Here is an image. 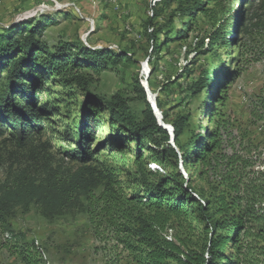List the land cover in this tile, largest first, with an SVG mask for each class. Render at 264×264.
<instances>
[{
	"label": "rangeland",
	"instance_id": "1",
	"mask_svg": "<svg viewBox=\"0 0 264 264\" xmlns=\"http://www.w3.org/2000/svg\"><path fill=\"white\" fill-rule=\"evenodd\" d=\"M261 2L238 0L224 5L231 9L233 20L228 31L234 33L228 45L218 42L216 49L209 53L208 46L212 34L219 29L222 12L212 20L195 11L186 18L185 22L191 24L187 30L182 24L183 18L177 16L179 9L165 0H0V32L25 22L40 25L43 33L36 40L47 47L49 54L62 50H72L74 54L81 50L111 51L130 58L117 65L108 63L106 70L86 65L79 71L73 70L72 78L78 76V81L73 83L48 75L37 64L35 76L41 80L32 84V92L37 106H45L47 112L40 114L41 130L33 132L27 148L20 149L14 136H0V185L24 168L36 167L30 159L33 148L54 166L76 170L79 162L71 159L69 153L78 150L77 135L88 129L94 130L96 136L89 146L90 151L97 150L92 164L114 172L124 183L126 194L142 189L134 179L145 182L149 181L148 176L136 172L148 175L159 171L155 152L151 151H156V146L145 140L141 148L143 159L136 161V144L128 141L122 144L126 133L111 124L105 105L119 95L129 111L142 119L145 103L134 91L136 79L141 80L147 100H154L156 107L150 103L151 108L155 116L156 111L160 113L165 126L172 128L179 118L186 119L181 144H187L201 127L213 129L209 114L216 109L231 126L233 144L240 150L250 140L264 162V9ZM204 8L218 11L213 1L205 3ZM78 58L82 63L83 58ZM219 67L217 79L220 81L224 82V75H233L223 91V105L214 103L205 93H193V86L204 71L213 74ZM10 72L4 67L0 69L1 84H6ZM216 89L215 86L212 92ZM89 102L93 104L92 116L87 111ZM223 139L226 151L230 152L224 132ZM169 143L179 151L172 138ZM120 145L123 154L118 151ZM179 168L187 177L194 173L192 170L186 174L183 167ZM196 182L197 189H203L205 197H209L211 191L206 185L199 179ZM10 224L8 231L0 227V264H29V261L32 264H112L116 256L113 241L96 237L86 209L47 220L40 208L32 204L27 212L18 207ZM25 246L34 248V261L27 254L20 255Z\"/></svg>",
	"mask_w": 264,
	"mask_h": 264
},
{
	"label": "trees",
	"instance_id": "2",
	"mask_svg": "<svg viewBox=\"0 0 264 264\" xmlns=\"http://www.w3.org/2000/svg\"><path fill=\"white\" fill-rule=\"evenodd\" d=\"M212 1L218 11L204 8L205 3ZM234 1L238 0H165L179 9L177 16L183 18L187 30L191 24L185 22L186 18L195 11L212 20L223 13L219 29L212 34L209 53L218 42L228 45L233 36L234 32L228 31L233 20L231 9L224 5ZM260 5L264 9V0ZM43 29L25 22L0 32V69L12 70L6 84L0 83V136L16 137L20 149L28 147L33 132H40V114L47 112L45 106H37L32 92V84L41 80L35 76L37 64L48 75L73 83L78 76L72 78V71L85 65L106 70L108 63L130 61L128 56L111 51L81 50L74 54L72 50H62L49 54L47 47L36 40ZM78 57L83 58L82 63ZM217 70L220 67L213 74L204 71L194 84L193 93H205L211 101L223 105V91L233 75H224L222 82L217 79ZM215 86L217 89L212 92ZM134 91L145 103L142 119L129 111L119 95L105 105L111 124L126 133L122 144H136V161L143 159L141 148L145 140L156 146V151H151L155 152L159 171L147 172L148 175L136 172L148 176L149 181L145 182L134 179L142 189L126 194L124 183L114 172L93 165L97 150L90 151L89 146L96 138L94 130H81L77 135L78 150L69 153L71 159L79 162L76 170L54 166L33 148L30 159L36 167L28 166L0 185V227L8 231L16 209L21 207L27 212L32 204L40 208L47 220L86 209L96 237L114 242L116 256L112 264H264V162L261 153H257L259 149L249 140L239 150L233 144L229 122L214 109L209 114L214 128L201 127L185 145L180 140L185 134L186 119L174 122L177 151L169 143L170 133L154 115L141 80H135ZM92 105H86L91 116ZM157 105L161 108L158 100ZM223 132L229 139L230 152L226 151ZM117 147L123 154L121 145ZM180 166L186 174L192 170L194 173L187 177ZM197 179L211 191L209 197H205L203 189H197ZM33 249L25 246L20 255L27 254L34 261Z\"/></svg>",
	"mask_w": 264,
	"mask_h": 264
},
{
	"label": "water",
	"instance_id": "3",
	"mask_svg": "<svg viewBox=\"0 0 264 264\" xmlns=\"http://www.w3.org/2000/svg\"><path fill=\"white\" fill-rule=\"evenodd\" d=\"M147 92H148V91H147ZM149 103L152 104V107H153V108L156 107V104H155V102H154L153 99H152V100L149 99ZM156 118H157L158 122L160 123V125H161L164 129H166V130H168V131L170 132L171 137H172V141L174 142V140H175V136H174V133H173V128H168L167 126H165V125L161 122L162 117H161L160 113L157 114V111H156Z\"/></svg>",
	"mask_w": 264,
	"mask_h": 264
}]
</instances>
